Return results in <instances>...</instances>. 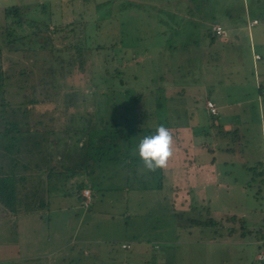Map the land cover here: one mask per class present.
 I'll use <instances>...</instances> for the list:
<instances>
[{"label": "rangeland", "instance_id": "rangeland-1", "mask_svg": "<svg viewBox=\"0 0 264 264\" xmlns=\"http://www.w3.org/2000/svg\"><path fill=\"white\" fill-rule=\"evenodd\" d=\"M114 1L0 0V62H15L6 83L24 91L10 99L25 95L46 102L37 106L46 109L41 119L53 117L59 130L91 128L101 117L143 129L132 137L139 142L149 129L154 133L164 125L173 136V155L166 168L148 172L137 146L124 144L119 159L102 161L95 170L101 182L87 212L75 191L54 194L50 207L14 221L1 220L3 211L11 214L0 203V264H263L254 254L264 236V176L257 173L264 169V0ZM213 23L226 35H215ZM97 44L106 47L97 50ZM118 68L123 76H113ZM207 98L215 101L218 115L208 113ZM200 144L211 145L215 169L229 173L204 185L206 191L188 192L184 188L192 182L206 181L195 173L196 164L211 157ZM61 150L50 160L59 170ZM187 155L190 173L179 177L172 167L183 166ZM237 190L246 211L219 197ZM63 205L83 217L75 223L81 226L75 242L68 236L74 225H59ZM228 215L238 216L229 226L190 221ZM251 219L256 230L227 235L231 226L241 230Z\"/></svg>", "mask_w": 264, "mask_h": 264}, {"label": "trees", "instance_id": "trees-1", "mask_svg": "<svg viewBox=\"0 0 264 264\" xmlns=\"http://www.w3.org/2000/svg\"><path fill=\"white\" fill-rule=\"evenodd\" d=\"M114 2H116V0ZM13 10L14 7L6 10V15L8 16L11 12L13 13ZM61 29L64 30L65 27L60 28V30ZM145 31H149L151 34V30L148 29ZM213 33L218 35L215 32ZM8 46L6 48H8ZM104 47H106V44L96 45L97 50ZM131 49L132 47H130V52L132 58H134L136 55ZM90 52L91 50L89 48L88 53ZM78 62L79 66L77 68L79 69L80 67V69L83 70V65L81 64L79 56ZM14 63L15 62L12 61L4 64L0 62V203H2L4 208L11 214L25 215L35 213L34 210L42 207H49L51 196L59 191L65 196L71 195L73 191H75L80 201L82 200L81 207H84L83 201L85 200V196H83V190L89 189V186L97 188L101 182L99 178H94L95 170H99L97 169L98 165L102 161L119 159L118 153L124 144H127L129 148H135L139 142H135L132 137L135 135V132L141 133L143 129L131 128L128 125L122 127V125H118V123H115L112 119L106 121L102 120L103 118L101 117H98V120L101 122H99V124L95 123V126L91 128L82 126L78 128L68 127L59 130L55 128L51 122H54L53 117H48L51 120L50 122H43L41 116L44 115L46 109L39 110L37 106L45 104L46 102H39V100L36 99L25 100V95H23L24 100L12 102L10 99L11 94L17 96L24 93L22 88L18 87V85L13 86L9 82L6 83V80L9 79V75L5 76V74H9L8 71L13 70ZM70 64L73 65L71 61L68 65ZM63 67L61 70L65 72ZM107 71L108 70L104 69V72ZM115 71L116 72L113 71V76H123L124 72L122 69L120 70L118 68ZM132 78L136 79L134 72L132 73ZM118 80L119 82H124L123 77ZM258 89L263 91L261 84L258 85ZM126 92H128V90ZM101 94L104 95V92L102 91ZM152 95L153 90L150 89L149 97ZM8 96L9 98L7 99L6 97ZM135 97L140 99L143 97V94H136ZM206 100H210L215 104L210 98ZM215 107V113L210 112V110L206 108L208 113L212 116L218 115V107L216 104ZM22 115H29V117H32L35 121H29L27 118L20 117ZM152 134L153 132L149 129L147 135ZM189 144L191 145V143ZM196 146L199 147V144H196ZM54 148L57 150L60 148L62 149L61 162H58L61 170L55 169L56 166L54 168V166L50 164V160L54 157L53 151L56 150ZM202 148L205 152L208 151L211 157L209 162L199 161V163L210 165L211 167L209 166V169H213L214 171L217 162L213 155L214 148L206 144H204ZM188 159L189 157L183 161V166L172 167L175 175L180 174L178 175L179 177L183 176L187 178V175L190 173L187 168L192 166V163L188 162ZM183 167H186L185 170L183 172H178V169L181 170ZM250 169H252V172L254 171L252 174L254 176L256 168L251 167ZM195 173L197 174V172ZM222 173L228 174L229 172L224 171ZM257 173L264 176V169ZM68 179H71V185L69 187L66 186ZM262 181L264 182V179H262ZM86 186L88 187L86 188ZM193 188L195 189V187L190 186L189 189H187L186 186L184 189L191 192L194 190ZM91 202L92 193L89 204L85 206L86 209L90 208ZM189 207H192V204H190ZM204 207L207 213H211L210 206L205 204ZM237 209L240 211V208ZM175 214L179 215L178 213ZM221 218H216V220L213 216H208L204 220L190 219V221L197 225H214L217 223L223 225L222 221H224V223L229 226V222L237 220L238 216L228 215L224 220ZM250 221L253 224L252 226H254L255 223L252 219ZM241 225V230H237L236 227L231 226L227 235L230 237L237 231L249 234L253 232L252 229L249 230L246 222L241 223ZM260 238L263 240L261 239L262 249L259 254L264 251V236ZM122 247H124L123 244Z\"/></svg>", "mask_w": 264, "mask_h": 264}, {"label": "crops", "instance_id": "crops-1", "mask_svg": "<svg viewBox=\"0 0 264 264\" xmlns=\"http://www.w3.org/2000/svg\"><path fill=\"white\" fill-rule=\"evenodd\" d=\"M254 20V19H253ZM213 24H219V23H213ZM219 25H221V24H219ZM222 26V25H221ZM223 27V26H222ZM224 28V27H223ZM225 29V28H224ZM226 30V29H225ZM226 33H227V31H226ZM226 35V34H225ZM214 101V100H213ZM215 102V101H214ZM61 162V161H60ZM199 163V162H198ZM203 164H196V166L198 167V171H196L197 172V174H202V175H205L204 177H205V179L204 180H206V181H200L199 179L197 180V182H193V186L195 187V189H199V192H202V191H206V189H208V187L207 186H205V187H203L204 185H207L208 183H210L211 181H215V184H217V178L218 177H220L221 176V174H222V172H220L218 169H214V171H213V169H208V170H206L207 168H205L204 166H206L207 164H204V166H202ZM202 166V167H201ZM211 167V166H210ZM200 168V169H199ZM215 168H218V165L216 164V166H215ZM231 174V173H230ZM71 185V179H68L67 180V182H66V186L68 187V186H70ZM61 187V186H60ZM88 186H86V188H87ZM89 189H90V191H91V193H92V202H91V205H92V203H93V200H94V198H93V196H94V190H95V188H92V187H88ZM240 191L239 190H237V191H235V193H237V194H234V195H231V194H228V192H226V193H224V192H221L219 195H221V196H219L221 199H222V203H224L225 205H230L229 203H228V201L227 200H225L226 198L227 199H231V201L232 202H234L233 200H235V203L237 204H235V203H232V204H234V205H236V206H238V208H240V211H242V210H245L246 211V209H242L239 205H240V203H243L244 201L243 200H239L238 199V195L239 194H241V192L239 193ZM58 193H61L62 194V192L61 191H59ZM58 193H55V194H58ZM232 193V192H231ZM225 194H227V195H225ZM76 197H77V194H76ZM77 200H78V204L80 205V206H82L81 205V203H82V200L80 201V199L77 197ZM224 200L226 201V203L224 202ZM239 200V201H238ZM51 204V203H50ZM50 204H49V207H50ZM78 205V206H79ZM78 206H76V208L78 209L79 207ZM81 208V210H83V211H90L89 209L91 208V206H90V208H88V209H86L85 208V206L82 208V207H80ZM60 210V212H62V217L61 218H59V225H62L61 224V222H62V220H63V224H64V226H67L66 228H68V226L69 225H74L72 228H73V231L72 230H70L69 228V231H68V236L70 235H72V237H71V240H74V242H75V238H79V236H80V231H81V226H77L75 223L77 222V219L79 218V221H82V219H83V217H81V216H77V211L74 209V208H67V206H65V205H63L62 207H60L59 208ZM62 209H63V211H62ZM6 210V209H5ZM238 210V209H237ZM3 211V210H2ZM92 211V210H91ZM252 212H253V210H251ZM6 212L7 213H9L7 210H6ZM220 212H223V210H222V208H221V211ZM98 214H101V211H99V212H97ZM218 213V212H217ZM3 216L1 217L2 219V221H9V219H13V221H14V219H16V218H18V216L20 217H22V216H24V214H19V215H14V214H11V216H4V214H5V211H3ZM86 214V213H85ZM89 214H96L95 212L94 213H89ZM110 213H108V215H109ZM224 214H227L225 211H224ZM220 215V214H219ZM68 217L69 219H64L65 217ZM245 216H246V214H245ZM72 217H74V219L76 220H71L72 219ZM77 217V218H76ZM0 220V221H1ZM49 222L50 223H52V221L51 220H49ZM248 227L249 226H251V227H249V230L252 228V225L253 224H251V221H249L248 222ZM253 230H256V229H253ZM252 230V231H253ZM234 234H240L241 236H243V234H242V232H240V231H237L236 233H234ZM74 235V236H73ZM257 237V236H256ZM83 238V237H82ZM262 239V238H261ZM81 239H78V241L79 242H85L87 239H82V241H80ZM242 240H244V237H242ZM263 240V239H262ZM261 240V241H262ZM244 241H246L247 243L248 242H250V243H257V242H259V240H254V238H249L248 240H244ZM125 243H123V245H124ZM126 245V244H125ZM122 246V245H121ZM127 246H128V244H127ZM129 247V246H128ZM123 248H125V247H123ZM259 252H256L255 254H254V259L258 262V260L260 261V260H262V261H264L263 259H264V257L263 258H260L259 256ZM263 264H264V262H262ZM243 264H255V262L254 261H250V260H247L246 262H244Z\"/></svg>", "mask_w": 264, "mask_h": 264}, {"label": "clouds", "instance_id": "clouds-1", "mask_svg": "<svg viewBox=\"0 0 264 264\" xmlns=\"http://www.w3.org/2000/svg\"><path fill=\"white\" fill-rule=\"evenodd\" d=\"M136 151L143 162L142 170L164 169L173 155L172 133L164 125H158L152 135L140 139Z\"/></svg>", "mask_w": 264, "mask_h": 264}, {"label": "built area", "instance_id": "built-area-1", "mask_svg": "<svg viewBox=\"0 0 264 264\" xmlns=\"http://www.w3.org/2000/svg\"><path fill=\"white\" fill-rule=\"evenodd\" d=\"M255 22V21H253ZM211 29L213 32H215L216 34L218 35H225L226 34V30L219 24H212L211 25ZM255 57H258V55H255ZM206 108L208 110H210V112L212 113H215L216 112V107H215V104L210 101V100H206V104H205ZM83 196H85V200L83 201V205L84 206H87L91 200V193H90V190L89 189H84L83 190ZM263 244H264V241H263ZM123 246H127V245H123ZM259 257L263 258L264 257V251H262L260 254H259Z\"/></svg>", "mask_w": 264, "mask_h": 264}]
</instances>
